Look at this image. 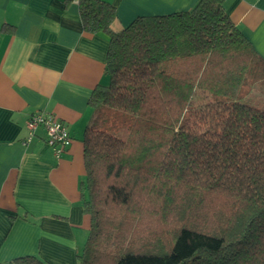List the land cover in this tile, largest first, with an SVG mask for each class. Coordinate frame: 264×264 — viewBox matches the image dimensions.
I'll return each mask as SVG.
<instances>
[{
  "label": "trees",
  "instance_id": "trees-1",
  "mask_svg": "<svg viewBox=\"0 0 264 264\" xmlns=\"http://www.w3.org/2000/svg\"><path fill=\"white\" fill-rule=\"evenodd\" d=\"M223 2L114 32V5L78 0L110 79L89 99L79 264H264V108L244 100L264 64Z\"/></svg>",
  "mask_w": 264,
  "mask_h": 264
},
{
  "label": "crops",
  "instance_id": "crops-1",
  "mask_svg": "<svg viewBox=\"0 0 264 264\" xmlns=\"http://www.w3.org/2000/svg\"><path fill=\"white\" fill-rule=\"evenodd\" d=\"M105 1L115 6L111 28L119 32L139 16L191 10L200 0ZM223 7L264 64V0ZM108 47L105 34L83 29L78 0H0V263L33 255L43 264H79L91 226L83 137L89 99L109 84ZM244 100L264 108V77ZM37 112L67 125L72 141L60 157L43 127L25 142Z\"/></svg>",
  "mask_w": 264,
  "mask_h": 264
},
{
  "label": "built area",
  "instance_id": "built-area-1",
  "mask_svg": "<svg viewBox=\"0 0 264 264\" xmlns=\"http://www.w3.org/2000/svg\"><path fill=\"white\" fill-rule=\"evenodd\" d=\"M40 127L45 130L46 144L60 157L72 141L67 125L52 114L34 113L27 120L28 136L25 142L31 141Z\"/></svg>",
  "mask_w": 264,
  "mask_h": 264
},
{
  "label": "rangeland",
  "instance_id": "rangeland-1",
  "mask_svg": "<svg viewBox=\"0 0 264 264\" xmlns=\"http://www.w3.org/2000/svg\"><path fill=\"white\" fill-rule=\"evenodd\" d=\"M261 91L262 90H260V91L258 90L257 92H254V93H255V95H259V94H262Z\"/></svg>",
  "mask_w": 264,
  "mask_h": 264
}]
</instances>
